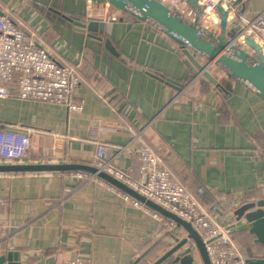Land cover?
<instances>
[{"label": "crops", "instance_id": "crops-1", "mask_svg": "<svg viewBox=\"0 0 264 264\" xmlns=\"http://www.w3.org/2000/svg\"><path fill=\"white\" fill-rule=\"evenodd\" d=\"M53 10L76 13L81 21L86 20L83 14L100 16L105 29L98 36L112 41L119 58ZM0 11L75 71L80 81L76 97L84 102V110L73 113L48 101L0 99V123L37 132L28 158L0 165L92 166L95 154L102 152L140 179L138 156L120 151L138 138L202 209L233 230L245 260L264 258V247L235 215L241 205L264 199L263 100L215 67L208 73L217 84L199 75L184 47L104 2L0 0ZM239 11L264 15V0H243ZM110 16L116 19L107 20ZM150 71L183 85L182 91L151 77ZM58 147L63 157L51 158ZM0 219V255L17 252L21 264H54L55 256L88 264H133L174 227L131 206L100 181L81 185L78 178L58 172L0 173ZM176 233L185 236L182 230ZM172 242L168 237L157 246L148 264Z\"/></svg>", "mask_w": 264, "mask_h": 264}, {"label": "built area", "instance_id": "built-area-1", "mask_svg": "<svg viewBox=\"0 0 264 264\" xmlns=\"http://www.w3.org/2000/svg\"><path fill=\"white\" fill-rule=\"evenodd\" d=\"M161 1L175 13L187 19L194 18V12L186 6L184 0ZM197 3L202 7V22L205 25L220 34L221 22L217 10L218 6H221L228 14V27L230 23H235L243 30L238 43L247 47L244 39L250 36L264 53L263 14L254 17L243 15L239 11V0H197ZM115 19L110 16L107 20ZM79 84V78L71 67L61 65L54 54L39 46L33 33L16 25L9 16L0 11V99L17 97L21 101H48L64 105L68 111L78 113L84 110V102L76 97ZM36 134L32 129H16L0 123V162L28 158L36 148L33 140ZM61 151L62 156L64 152L62 149ZM120 151L130 157L133 154L138 156L141 162L140 179H133L128 173L117 168L113 160L105 158L102 152L95 154L92 166L112 175L147 199L191 223L206 246L211 264L245 263L246 260L235 243L233 230L215 221L202 209L192 194L162 168L159 158L146 145L139 144L136 138L127 146L121 147ZM55 152L57 153V150ZM68 176L88 182L100 181L122 195L131 206L160 217L96 177L79 172H70ZM168 226L171 224L168 223ZM2 236L3 222L0 219V238ZM88 263L82 259L67 261L59 256L54 257V264Z\"/></svg>", "mask_w": 264, "mask_h": 264}, {"label": "water", "instance_id": "water-1", "mask_svg": "<svg viewBox=\"0 0 264 264\" xmlns=\"http://www.w3.org/2000/svg\"><path fill=\"white\" fill-rule=\"evenodd\" d=\"M98 1L105 2L114 9L121 10L137 20L153 26L184 47L186 49L185 54L197 68L198 74L209 79L212 83L217 84V81L210 76L208 69L215 67L264 101V53L250 36L244 39L247 47L238 43L243 30L234 22V24L230 23V27H228V14L221 6H218L217 10L221 22L220 34H218L212 27H208L202 22V7L198 5L197 0H184L186 6L194 12L193 19H187L175 13L161 0ZM241 1L243 0H239V3ZM53 11L83 30L88 39L103 42L105 49L114 57L119 58L120 54L112 41L98 36L99 30L103 31L105 29L103 19L93 16L86 17L87 14H83L86 20L81 21V18H78L76 13L65 10ZM189 51L203 57L206 60V64L200 65ZM148 74L160 80L161 83L174 87L180 92L182 91L183 85L178 84L176 81L170 78L163 79L159 75H154L151 71ZM5 172H79L96 177L143 204L174 226L148 247L133 264H139L145 260L168 237L173 240L172 243L168 244L169 249L152 264H198V260L202 264H211L206 246L191 223L166 210L154 201L147 199L112 175L91 165L65 162L0 165V173ZM235 215L239 221H244L249 233L254 235L256 242L264 247V199L241 205L236 209ZM177 230H182L185 236L180 238L176 233ZM0 264H21L19 262V254L17 252H9L5 255H0ZM244 264H264V258H251L246 260Z\"/></svg>", "mask_w": 264, "mask_h": 264}, {"label": "rangeland", "instance_id": "rangeland-1", "mask_svg": "<svg viewBox=\"0 0 264 264\" xmlns=\"http://www.w3.org/2000/svg\"><path fill=\"white\" fill-rule=\"evenodd\" d=\"M37 135V134H36ZM139 144H141V145H144L143 143H139ZM51 158H62L63 156H61L60 154H57L55 151H52V154H51ZM90 182V181H89ZM88 181H85V180H80V183H81V185H83V184H85V183H89ZM142 211H144L146 214H148V215H151L152 217H154L155 219H157V220H159V217L158 218H156L154 215H152V214H150V213H148L147 211H145V210H142ZM152 255H150V256H148L147 257V259L145 260V261H143V263H141V264H148V262H150L151 263V261H152Z\"/></svg>", "mask_w": 264, "mask_h": 264}, {"label": "bare ground", "instance_id": "bare-ground-1", "mask_svg": "<svg viewBox=\"0 0 264 264\" xmlns=\"http://www.w3.org/2000/svg\"><path fill=\"white\" fill-rule=\"evenodd\" d=\"M241 39H242V38H241ZM61 149H62V148L58 147V149H57V153H58V154H61V153H62Z\"/></svg>", "mask_w": 264, "mask_h": 264}]
</instances>
